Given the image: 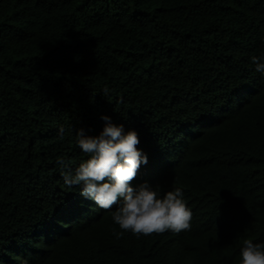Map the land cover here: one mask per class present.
<instances>
[{
    "label": "trees",
    "instance_id": "obj_1",
    "mask_svg": "<svg viewBox=\"0 0 264 264\" xmlns=\"http://www.w3.org/2000/svg\"><path fill=\"white\" fill-rule=\"evenodd\" d=\"M264 0H0V264H239L264 243ZM101 115L190 229L120 238L62 185ZM63 126V138L56 129Z\"/></svg>",
    "mask_w": 264,
    "mask_h": 264
},
{
    "label": "clouds",
    "instance_id": "obj_2",
    "mask_svg": "<svg viewBox=\"0 0 264 264\" xmlns=\"http://www.w3.org/2000/svg\"><path fill=\"white\" fill-rule=\"evenodd\" d=\"M253 70L264 76V54L250 57ZM101 130L95 136L77 130L75 146L86 159L69 170V162L58 157L62 185L77 188L78 195L95 211L109 210L111 222L119 230L116 238L125 233L139 239L166 230L179 233L190 229L191 209L186 207L180 187L162 192L158 186L130 181L140 166L147 164V155L136 147L139 143L134 130L124 131L122 124H114L101 115ZM57 136L63 138L65 129L58 126ZM239 264H264V243L244 239L239 248Z\"/></svg>",
    "mask_w": 264,
    "mask_h": 264
}]
</instances>
